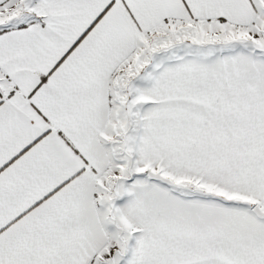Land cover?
<instances>
[{
  "label": "crops",
  "instance_id": "1",
  "mask_svg": "<svg viewBox=\"0 0 264 264\" xmlns=\"http://www.w3.org/2000/svg\"><path fill=\"white\" fill-rule=\"evenodd\" d=\"M259 1L0 0V264H264V185L230 196L223 166L222 191L203 198L144 176L125 239L109 212L129 132L173 166L204 145L257 180L264 63L237 52L161 74L169 32L254 26Z\"/></svg>",
  "mask_w": 264,
  "mask_h": 264
},
{
  "label": "rangeland",
  "instance_id": "2",
  "mask_svg": "<svg viewBox=\"0 0 264 264\" xmlns=\"http://www.w3.org/2000/svg\"><path fill=\"white\" fill-rule=\"evenodd\" d=\"M256 1L260 2L259 0ZM25 17H23L22 20H24ZM263 18L264 14L261 15L256 25L243 29L237 28V30L232 28L222 32L207 31L206 28L198 25L193 32L192 30L188 31L187 29H184L181 24V28L179 30L172 31L174 34L166 31V33L169 32V36L167 37L171 38L174 42H172V45L169 47H165V51L163 52L164 58L169 62L166 64L165 70L161 75L167 77L169 74H172L176 66L175 64L178 65L177 62L183 58H192L194 60L190 62H205L204 64H207L217 62L226 56L239 52L244 55L246 54L253 60H260L264 63ZM190 32L191 38H193L191 40L195 42V45L190 42H186ZM167 37H165L163 43L165 45H169L171 42V40L170 42L169 39L167 40ZM148 48L150 53L153 50L164 49L162 46H150ZM145 52L149 53L148 51ZM144 63L145 62L142 64ZM148 63L149 62H146V64ZM160 79L161 76L159 81ZM131 115V120L133 119V121L136 122V117L138 118L136 112H133ZM127 119L125 118V120ZM120 120H123V117H121ZM140 120L141 119H139V121ZM123 131H126L125 127H123L120 132L123 134ZM131 137L136 139L137 136L129 132L127 133V140L125 142H122V139L115 142V144L120 148V150H118L120 156L118 155V157H116L118 171L115 175L112 173V177L109 179V183L111 182L112 184V181L114 182L111 185L114 198L110 203L112 207H109V212L112 214L114 219L113 221L111 220V225L117 226L116 233L118 232L119 236H122L123 239H125L124 236L127 234L129 224L122 221L121 210H123L124 206L132 200L134 196L146 188L144 176L149 178L147 176V172L149 171L160 173L171 179L174 183H176V187L172 186V189L180 194L183 193L188 196L205 197L208 193H220L222 190L216 183H221V178L224 174L220 172L221 166L225 169H229L230 186L231 188L233 187V189L228 190L230 196L238 194L234 190L237 185L241 187H252L259 182L264 185V158L260 159L262 161L260 163L261 166L257 167L256 176L260 179L257 178V180L254 181L252 176V167L248 168L250 174L245 173L244 167L247 168V165H238L240 159L238 162V159L233 157L227 158L218 156L204 158L203 156H199L200 154L203 155V153H205L206 148L204 145L198 149L197 152H193L196 157L189 155V157L171 159L174 164L173 166L165 158L158 155V148L154 142L145 138H143V142L128 140ZM240 170H242V172H240ZM238 176L243 178L239 183H237ZM212 178L215 180H211ZM152 182L156 181L153 180ZM128 234L130 235L131 233ZM129 244L130 239L127 241V249H131L129 248ZM118 255L120 254H117V256Z\"/></svg>",
  "mask_w": 264,
  "mask_h": 264
},
{
  "label": "water",
  "instance_id": "3",
  "mask_svg": "<svg viewBox=\"0 0 264 264\" xmlns=\"http://www.w3.org/2000/svg\"><path fill=\"white\" fill-rule=\"evenodd\" d=\"M150 179L152 180H155V181H160V182H163L165 184H168V185H173L175 184L171 179L163 176L162 174L160 173H156V172H153V171H149L148 172V175H147ZM253 211L262 219H264V211L259 207V206H255Z\"/></svg>",
  "mask_w": 264,
  "mask_h": 264
},
{
  "label": "trees",
  "instance_id": "4",
  "mask_svg": "<svg viewBox=\"0 0 264 264\" xmlns=\"http://www.w3.org/2000/svg\"><path fill=\"white\" fill-rule=\"evenodd\" d=\"M150 179V178H149ZM152 180V179H151ZM165 184V183H164ZM167 185V184H166ZM199 198H203V197H199Z\"/></svg>",
  "mask_w": 264,
  "mask_h": 264
}]
</instances>
